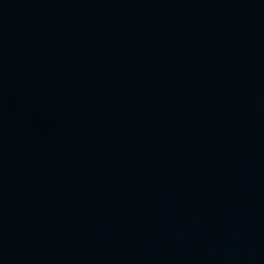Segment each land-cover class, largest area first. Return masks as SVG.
I'll list each match as a JSON object with an SVG mask.
<instances>
[{"label": "water", "instance_id": "water-1", "mask_svg": "<svg viewBox=\"0 0 264 264\" xmlns=\"http://www.w3.org/2000/svg\"><path fill=\"white\" fill-rule=\"evenodd\" d=\"M0 264H264V0H0Z\"/></svg>", "mask_w": 264, "mask_h": 264}]
</instances>
